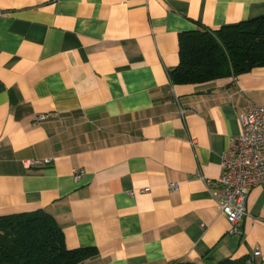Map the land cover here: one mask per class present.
<instances>
[{
    "label": "crops",
    "instance_id": "1",
    "mask_svg": "<svg viewBox=\"0 0 264 264\" xmlns=\"http://www.w3.org/2000/svg\"><path fill=\"white\" fill-rule=\"evenodd\" d=\"M0 13V215L50 213L68 249L95 250L79 264H264V183L240 234L214 198L241 115L264 106V65L168 75L180 33L261 16L264 0H0Z\"/></svg>",
    "mask_w": 264,
    "mask_h": 264
},
{
    "label": "trees",
    "instance_id": "2",
    "mask_svg": "<svg viewBox=\"0 0 264 264\" xmlns=\"http://www.w3.org/2000/svg\"><path fill=\"white\" fill-rule=\"evenodd\" d=\"M178 64L169 70L173 84H192L237 76L264 65V14L210 29L198 24L178 36ZM91 248L68 249L54 217L38 210L0 215V264H79L94 257ZM222 260L217 264H245Z\"/></svg>",
    "mask_w": 264,
    "mask_h": 264
},
{
    "label": "built area",
    "instance_id": "3",
    "mask_svg": "<svg viewBox=\"0 0 264 264\" xmlns=\"http://www.w3.org/2000/svg\"><path fill=\"white\" fill-rule=\"evenodd\" d=\"M47 116L41 114L36 121H42ZM240 120L239 134L230 138L228 148L220 157L222 172L216 178V183L222 190L214 193L219 210L228 221V232L231 234L241 233L240 222L246 214L249 188L264 183V106L250 103ZM49 161L50 159L29 158L22 160V164L25 168H31ZM82 175V169H73L75 180ZM169 187L176 188V185L170 184ZM255 254H259V251L256 250ZM245 264H253L252 259H247Z\"/></svg>",
    "mask_w": 264,
    "mask_h": 264
}]
</instances>
